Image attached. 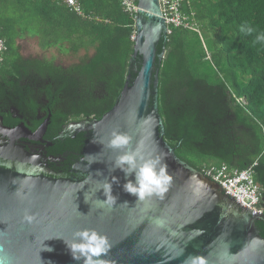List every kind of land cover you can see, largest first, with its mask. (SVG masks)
<instances>
[{
	"label": "trees",
	"instance_id": "trees-1",
	"mask_svg": "<svg viewBox=\"0 0 264 264\" xmlns=\"http://www.w3.org/2000/svg\"><path fill=\"white\" fill-rule=\"evenodd\" d=\"M77 1L83 14L61 0H0V99L9 95L20 109L22 96L35 110L31 87L20 90L17 78L24 75L41 84L54 122L57 102L87 118L113 106L127 74L136 76L133 65L140 67V56L132 57L134 21L121 0ZM181 11L193 13L196 29L171 26L155 45L156 53L164 50L155 62L162 138L202 172L212 165L249 168L264 214V44L255 42L264 32V0H189ZM245 24L256 31L241 32ZM27 38L41 50L83 55L67 67L23 57L17 41ZM84 140L82 133L67 141V150L80 151ZM256 226L264 237V220Z\"/></svg>",
	"mask_w": 264,
	"mask_h": 264
},
{
	"label": "water",
	"instance_id": "water-1",
	"mask_svg": "<svg viewBox=\"0 0 264 264\" xmlns=\"http://www.w3.org/2000/svg\"><path fill=\"white\" fill-rule=\"evenodd\" d=\"M136 3L132 57L141 58L140 67L132 68L136 76L127 74L118 99L99 118L70 125L88 133L83 179L43 177L26 165L11 170L9 162L0 161V256L6 257L5 264H82L55 238L71 240L81 228L96 229L108 238L111 247L98 258L101 264H264V237L255 226L256 220H264L262 215H252L224 194L162 138L155 62L164 50L156 53L155 45L166 34V24L159 0ZM45 127L43 122L38 129L43 132ZM113 129L127 133L129 147L139 144L146 157L164 155L172 179L162 195L138 200L123 191L124 174L112 169L125 149L108 146ZM113 175L119 178L112 185L116 205L101 204L105 197L97 189ZM25 212L36 219L26 222ZM41 242L54 250L41 249Z\"/></svg>",
	"mask_w": 264,
	"mask_h": 264
},
{
	"label": "flooded vegetation",
	"instance_id": "flooded-vegetation-1",
	"mask_svg": "<svg viewBox=\"0 0 264 264\" xmlns=\"http://www.w3.org/2000/svg\"><path fill=\"white\" fill-rule=\"evenodd\" d=\"M38 58L49 59L47 57ZM50 59L55 65L67 67L61 62H56L54 57ZM17 80L20 83V90L24 89V85L31 87L36 107L35 110L30 108L27 104L28 101L22 96H20V109L17 107V102L13 101L9 95L0 99V161L2 163L9 162L11 170H15L17 164L26 165L43 177L83 179L86 174L83 168L87 165L82 153L85 146L78 152H69L66 142L77 139L82 133L85 134L86 140L88 134L81 127L79 129L70 127L71 123L97 117L91 114V118H87L88 116L83 113H80L79 116L73 115L66 109L65 103L57 102L55 107L60 116L54 122L52 119L55 116L54 111L47 112L49 99L44 92H41V84L34 79L24 78V75L19 76ZM43 122L46 127L41 132L38 128ZM56 122L60 128L58 127L59 129L56 131L54 128L51 130ZM262 217L264 218L263 213ZM260 221L256 220L255 226L256 222ZM256 229L260 234V228L256 226Z\"/></svg>",
	"mask_w": 264,
	"mask_h": 264
},
{
	"label": "clouds",
	"instance_id": "clouds-1",
	"mask_svg": "<svg viewBox=\"0 0 264 264\" xmlns=\"http://www.w3.org/2000/svg\"><path fill=\"white\" fill-rule=\"evenodd\" d=\"M240 31L251 35L256 30L245 24L240 27ZM255 42L264 44V32H257ZM131 139L127 133L113 129L108 141V146L111 148L125 149L116 157L112 169L113 171L119 169L123 172L125 177V182L122 185L123 191L134 195L138 200H144L153 194L162 195L172 179L168 173L164 155L158 154L146 157L139 144L135 148L129 147ZM93 162L95 161H89V165ZM130 176H134V180L128 179ZM114 183L118 184L119 178L113 175L110 181L105 180L97 189V191L102 189L105 197L101 200V204L116 205L118 197L112 194ZM18 195L25 198L23 193H18ZM122 203L128 204L127 201ZM35 219L34 214L25 212L24 220L26 222L32 223ZM51 238L54 237H47L45 240ZM55 238H61L72 259L77 262L82 261V264H101L98 258L106 254L111 247L108 238L93 228L77 229L73 232L71 240H65L59 236ZM42 248L49 252L54 250L51 246L43 245V243ZM0 252H3L2 246H0ZM5 261L6 257L0 256V264H5ZM48 264H51V261H48Z\"/></svg>",
	"mask_w": 264,
	"mask_h": 264
},
{
	"label": "built area",
	"instance_id": "built-area-1",
	"mask_svg": "<svg viewBox=\"0 0 264 264\" xmlns=\"http://www.w3.org/2000/svg\"><path fill=\"white\" fill-rule=\"evenodd\" d=\"M69 9L76 14H83L82 8L77 0H61ZM189 0H159L160 12L166 24V34L170 32L169 27H186L196 29V24L192 22L193 13H184L181 8L188 4ZM124 12L128 13L133 21L138 9L135 0H121ZM135 39V29L130 34V40ZM4 48L0 40V50ZM203 174L216 182L222 192L234 199L252 215H262L263 208L259 204L260 190L254 183L250 169L230 170L226 165L208 166L203 170Z\"/></svg>",
	"mask_w": 264,
	"mask_h": 264
},
{
	"label": "rangeland",
	"instance_id": "rangeland-1",
	"mask_svg": "<svg viewBox=\"0 0 264 264\" xmlns=\"http://www.w3.org/2000/svg\"><path fill=\"white\" fill-rule=\"evenodd\" d=\"M20 55L23 57H47L55 58L56 62H61L64 65H71L76 63L78 59L83 55V51L80 50L76 54L61 55L56 49L50 48L41 50L37 42L34 39H21L17 42Z\"/></svg>",
	"mask_w": 264,
	"mask_h": 264
}]
</instances>
